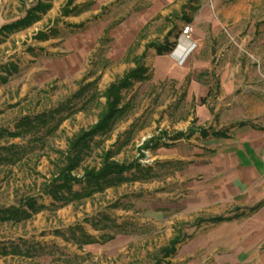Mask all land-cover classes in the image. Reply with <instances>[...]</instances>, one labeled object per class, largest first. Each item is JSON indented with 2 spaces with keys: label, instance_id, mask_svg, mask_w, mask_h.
I'll return each instance as SVG.
<instances>
[{
  "label": "rangeland",
  "instance_id": "1",
  "mask_svg": "<svg viewBox=\"0 0 264 264\" xmlns=\"http://www.w3.org/2000/svg\"><path fill=\"white\" fill-rule=\"evenodd\" d=\"M42 1L51 8L41 19L0 43V74L17 66L0 84V127L13 131L23 117L56 109L90 83L89 93L73 99L53 134L41 128L0 140V147H23L15 164L0 163V208L26 209L29 198L46 206L21 222H0V243L34 248L32 256H2L0 264H264V206L249 210L264 202V131L173 139L193 126L224 129L257 115L264 126V0ZM37 3L0 0V29ZM66 7L78 9L65 16ZM187 25L197 48L185 65L148 48L175 44ZM41 32L46 39L37 38ZM135 57L147 76L123 90L129 111L95 137L73 190L84 187L86 170L100 168L107 151L119 162L152 167L154 175L61 206L44 191L70 141L104 109L106 99L90 94L134 69ZM149 141L154 146L145 148ZM245 142L254 154L245 153ZM78 226L98 242H75L69 231ZM174 239L175 253L163 259Z\"/></svg>",
  "mask_w": 264,
  "mask_h": 264
},
{
  "label": "trees",
  "instance_id": "2",
  "mask_svg": "<svg viewBox=\"0 0 264 264\" xmlns=\"http://www.w3.org/2000/svg\"><path fill=\"white\" fill-rule=\"evenodd\" d=\"M71 5V1L68 7ZM66 7L63 10V14L68 16L72 11L78 9L73 7L69 9ZM51 8L50 3H45L42 0H38V3L31 8L25 17L18 20L15 23L6 25L0 29V43L4 41V38L16 31L26 29L33 23L41 19L42 14H45ZM189 22V21H188ZM38 39L44 40L47 38V34L41 32L37 36ZM174 44H170L168 41L165 44H149L148 48H154L158 55L168 53L173 48ZM142 59L139 57L134 58L136 67L127 72L122 78L111 84L104 93L90 94V99H100L104 97L106 99L104 109L100 113L98 121L95 125L88 129L81 130L77 135L73 137L68 145L67 151L64 153L63 166L58 169L52 182L46 186L45 193L52 196L54 201L61 202V206L67 205L71 202H81L84 199L92 197L95 193H100L110 187H115L127 182L129 180H141L143 178H151L153 173L152 167H144L139 161L133 163L119 162L114 159L115 152L107 151L102 154L101 167L96 169H87L84 175L85 185L80 191L73 190L75 184L81 183L82 179L75 175L81 161L88 154L91 149V143L95 140V137L110 129L113 122L127 115L130 105L124 103L123 90L129 88L134 81H142L146 78L148 68L140 62ZM6 75L0 74V84H5L11 76L13 70H17V66L14 63L6 65L4 68ZM89 84L83 86L74 97L67 101V103L59 105L56 109L47 111L36 115L34 117H23L14 127V130L4 129L0 127V140L10 138H25L27 134L33 133L45 129V134H53L60 124L69 115V107L73 99L80 98L86 92L89 93ZM99 97V98H98ZM246 123H238L237 126H245ZM196 132V129L190 128L188 132H180L173 137L174 140L189 138ZM201 135L207 137L210 133L207 130H201ZM215 137H225L228 135L222 131H213L211 133ZM156 145V144H155ZM154 146V145H152ZM149 148L150 144L147 143L145 148ZM0 151H4L6 155H2L0 152V163L15 164L21 156H23V147L12 144L8 147H0ZM130 176L126 173L131 172ZM27 208L11 206L9 208H0V222H21L23 220L31 218L34 214L39 213L46 208L45 205L38 204L35 199L29 198L27 200ZM264 206V202L257 204L250 208V212L254 213ZM240 215L232 217H212L207 220L209 223H222L231 221L235 218H239ZM79 232V234H78ZM69 233L72 235L75 242L91 244L97 243L98 239L94 236L86 233L82 227L71 228ZM65 236V235H63ZM180 242L179 239H174L170 245L163 249V259L170 257L175 253L176 246ZM34 248L23 249L21 244L11 243L10 245H4L0 243V257L11 255H26L32 256ZM161 264V261L159 262Z\"/></svg>",
  "mask_w": 264,
  "mask_h": 264
},
{
  "label": "built area",
  "instance_id": "3",
  "mask_svg": "<svg viewBox=\"0 0 264 264\" xmlns=\"http://www.w3.org/2000/svg\"><path fill=\"white\" fill-rule=\"evenodd\" d=\"M196 48L197 43L192 38V27L187 25L181 29V33L170 51V57L178 66H183Z\"/></svg>",
  "mask_w": 264,
  "mask_h": 264
},
{
  "label": "crops",
  "instance_id": "4",
  "mask_svg": "<svg viewBox=\"0 0 264 264\" xmlns=\"http://www.w3.org/2000/svg\"><path fill=\"white\" fill-rule=\"evenodd\" d=\"M149 71V70H148ZM245 102H248V103H251V102H255V103H257L258 101H260L261 99L260 98H255V99H252V98H245ZM263 109H264V107H262ZM262 108L261 107H259V109H261L262 110ZM258 108L256 107L255 108V110H257ZM260 110V111H261ZM260 115H257V116H254L255 118H258ZM254 118V119H255ZM254 119H252V120H240V121H237V122H234L233 124H231L230 126H227V127H225L224 129H207V128H205V127H201V126H197L196 128L193 126V128L194 129H196V132L194 133V134H196V133H199L200 135H201V130H207L209 133H210V135L209 136H207V137H214V138H225V137H215V136H212L211 135V133L213 132V131H222V132H224V133H226L227 135H228V137L227 138H231V136H233V131H234V129H245V128H248V129H251V130H255V131H264V126L263 125H260V124H257L256 123V121L254 120ZM241 122H244V123H246V125L245 126H237V124L238 123H241ZM190 129V128H189ZM188 129V130H189ZM180 132H183V131H180ZM179 132V133H180ZM186 132H188V131H185L184 133H186ZM178 134V133H177ZM193 134V135H194ZM192 135V136H193ZM202 136V135H201ZM178 140H180V139H178ZM155 142H158L156 139L154 140ZM151 146L152 145H154V144H152V141H149L148 142ZM156 144V143H155ZM247 142H245V143H243V146H245V153H247V152H251L252 154H254V150H253V148H249V147H247ZM241 153V152H240Z\"/></svg>",
  "mask_w": 264,
  "mask_h": 264
}]
</instances>
